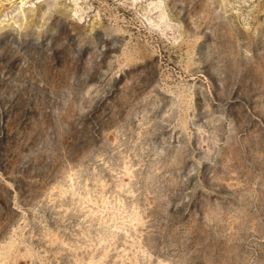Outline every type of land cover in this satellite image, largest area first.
<instances>
[{"label":"rangeland","instance_id":"rangeland-1","mask_svg":"<svg viewBox=\"0 0 264 264\" xmlns=\"http://www.w3.org/2000/svg\"><path fill=\"white\" fill-rule=\"evenodd\" d=\"M0 264H264V0H0Z\"/></svg>","mask_w":264,"mask_h":264}]
</instances>
